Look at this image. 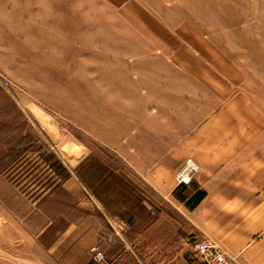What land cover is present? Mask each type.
I'll return each instance as SVG.
<instances>
[{
    "label": "crops",
    "instance_id": "crops-1",
    "mask_svg": "<svg viewBox=\"0 0 264 264\" xmlns=\"http://www.w3.org/2000/svg\"><path fill=\"white\" fill-rule=\"evenodd\" d=\"M106 1L119 19L107 23L100 56L86 59V89L101 93L100 139L123 163L118 175L132 180L102 181L101 193L76 176L57 186L54 194L70 199L62 212L68 205V216L90 220L68 228L55 248L67 264H99L95 245L117 264H203L192 242L207 236L232 264H264V74L238 58L240 40L225 37L220 21H179L153 0H133L134 10ZM24 12L17 4L0 11V44L21 40L23 55L31 43L50 45L55 61L63 45L78 44L61 8L37 9L38 38L16 23ZM189 156L199 169L178 185L174 174ZM121 216H137L129 248Z\"/></svg>",
    "mask_w": 264,
    "mask_h": 264
},
{
    "label": "rangeland",
    "instance_id": "rangeland-1",
    "mask_svg": "<svg viewBox=\"0 0 264 264\" xmlns=\"http://www.w3.org/2000/svg\"><path fill=\"white\" fill-rule=\"evenodd\" d=\"M153 1L179 21L188 16L220 21L225 37L240 40L238 58L264 74V0ZM111 3L0 0V11L7 12L13 4L24 8L22 15L27 14L16 23L37 38L44 21L37 18V9L49 5L61 8L62 22L71 23L78 41L70 50L69 45H63L57 62L51 58L53 54L48 60L50 45L31 43L33 51L23 55L19 50L27 46L21 40L10 45L15 50L10 53L6 52L8 44H0V264H67L55 242L66 236L68 228L90 217L78 221L79 216H68V205L62 212L61 205L70 203L69 195L54 192L64 181L77 177L81 184H92L100 193L105 191L102 181H126L130 186L131 175H118L115 170L123 169V163L100 139L101 93L97 98L87 91L91 84L84 75L87 57L93 50L94 59L101 54L102 38L108 37L107 23L119 19L113 10L102 7ZM119 3V9L134 10L136 6L133 0ZM1 37L5 40L6 33L1 32ZM85 49L91 52L86 54ZM131 187L132 191L127 189L135 191ZM99 217L107 222L106 216ZM121 217L126 222L123 232L129 248L137 236L132 226L137 216ZM65 246L66 240L62 243ZM96 250L101 251L97 245L90 248L91 258ZM125 263L133 264L128 258Z\"/></svg>",
    "mask_w": 264,
    "mask_h": 264
},
{
    "label": "built area",
    "instance_id": "built-area-1",
    "mask_svg": "<svg viewBox=\"0 0 264 264\" xmlns=\"http://www.w3.org/2000/svg\"><path fill=\"white\" fill-rule=\"evenodd\" d=\"M198 169L197 161L193 157H186L174 174L176 184H190ZM192 257L201 260L203 264H232L217 244L207 236L194 239ZM93 259L102 264H117L116 258L107 259L102 250H96Z\"/></svg>",
    "mask_w": 264,
    "mask_h": 264
}]
</instances>
